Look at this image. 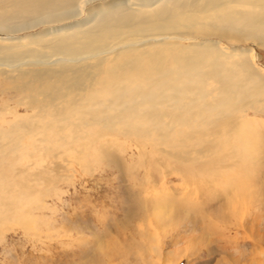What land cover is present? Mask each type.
Returning <instances> with one entry per match:
<instances>
[{"label": "bare ground", "instance_id": "6f19581e", "mask_svg": "<svg viewBox=\"0 0 264 264\" xmlns=\"http://www.w3.org/2000/svg\"><path fill=\"white\" fill-rule=\"evenodd\" d=\"M247 42L264 48V0H0V78L17 97L0 115V231L32 230L74 165L126 181L142 199L128 216L258 229L264 71L228 46Z\"/></svg>", "mask_w": 264, "mask_h": 264}, {"label": "rangeland", "instance_id": "374dc122", "mask_svg": "<svg viewBox=\"0 0 264 264\" xmlns=\"http://www.w3.org/2000/svg\"><path fill=\"white\" fill-rule=\"evenodd\" d=\"M58 26H39L11 40L22 39L25 43L31 35L42 36ZM228 46L250 49L253 63L264 71L263 47L253 42ZM8 84L0 78V115L4 105L12 108L17 98ZM17 109L19 119L28 114L22 106ZM6 119L15 122L9 114ZM74 167V176L59 181L57 190L44 197L43 208L34 210L37 219L32 230L26 232L19 224L10 223L0 231V264H264L262 208L258 229L249 225L248 215L245 226L239 227L231 218L227 230L218 224L201 234L190 213L181 218L172 214L173 220L168 222L165 218L161 222L147 211L128 216L132 201L141 198L123 190L126 181L105 166L87 173ZM173 184L179 186L180 181L175 179ZM193 198L201 200L196 192ZM255 209L251 207L250 213Z\"/></svg>", "mask_w": 264, "mask_h": 264}]
</instances>
